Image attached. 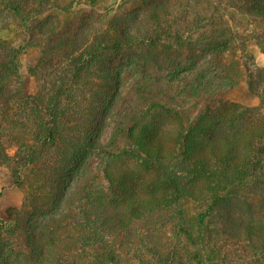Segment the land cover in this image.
<instances>
[{
    "label": "trees",
    "instance_id": "obj_1",
    "mask_svg": "<svg viewBox=\"0 0 264 264\" xmlns=\"http://www.w3.org/2000/svg\"><path fill=\"white\" fill-rule=\"evenodd\" d=\"M45 1L0 0V28L18 31L0 38V164L29 188L23 218L0 216V264H264V67L252 50L264 53V0H114L83 46ZM31 47L43 56L26 95ZM57 55L70 64L50 73ZM126 58L149 75L142 91L151 70L188 84L200 69L215 90L217 76L245 80L259 103L220 101L187 119L179 102L143 97L106 116Z\"/></svg>",
    "mask_w": 264,
    "mask_h": 264
},
{
    "label": "rangeland",
    "instance_id": "obj_2",
    "mask_svg": "<svg viewBox=\"0 0 264 264\" xmlns=\"http://www.w3.org/2000/svg\"><path fill=\"white\" fill-rule=\"evenodd\" d=\"M70 1L71 0H46L42 9H45L46 11L51 10V8L54 9L52 14H56L54 16H59L62 20L61 30H63V32L68 34L70 37L75 38L78 43L82 44V46L85 44L95 43V38L93 36L94 31H87V24L94 23L96 27H100L99 25L105 20L104 16L108 14L106 7L110 6L114 0H97L100 2L99 4L93 3L92 0H77L75 1L77 3H75L76 5L74 6V9L71 12L66 13L61 11L62 6H66L70 3ZM116 1L117 3H121L123 0ZM57 3L61 4L60 8H56L54 6ZM126 5V10L128 12L136 6L131 5L130 2H126ZM103 17L104 19H102ZM17 32V29L12 25L9 29L0 28V38L10 40L16 39ZM23 43V40L21 41L18 39L16 41V44ZM252 50L255 52L257 64L264 67V53L260 52L258 48H252ZM236 54V63L232 58H228V61L232 64L234 62L236 66H238L240 53L238 52ZM168 55L169 53H167V56ZM42 56L40 48L31 47L21 57V72L24 76V92L26 95H34L39 90V82L33 75H31L29 70L30 68L39 66L42 63ZM57 57L58 58H55V64L57 65L59 63L60 65L48 67L46 70L50 73L55 72V70L60 67L65 69V67L70 64L67 61H62L59 55H57ZM121 59V57L116 59V63L119 64ZM198 62H201L202 64L203 58L198 60ZM130 63L131 62L128 61V58H126L124 63H122L123 65H121L123 76H128V78L125 79V82L121 87V98L116 104L118 107L113 108L112 106L114 105V102H111L108 105L107 111H105L106 116H110V114L114 113L117 108L124 110H126L125 108L128 109V107L121 105L124 101H126L127 104H132V108L136 107V104L134 103L139 102L143 97L154 98L158 101L166 103L174 101L179 102L180 105L184 106V111L181 114L187 117V119H197L201 112L207 110L210 106H216L220 101L235 102L248 107H256L259 103L258 98L249 91L245 80H240L238 84L227 87L224 84L230 82L232 79H228L227 76H217V81H220L222 84H218V87L215 90L211 85L214 82V77L199 76V73L201 72L200 69L196 71L194 76L187 77V80L189 81L188 84H185L186 81L184 82L180 80L181 76H177L175 79L174 77L176 76H168L169 72L164 73L151 70L148 74L153 75L151 78L152 83L148 86L147 90L142 91L141 89H138L137 84H144V77H148L149 75L144 76L145 74L138 73L136 66L130 65ZM41 75H44V73H41ZM230 77L232 78V76ZM242 78L243 76H238V79ZM167 79H170V81ZM229 84L230 83H228V85ZM194 91L197 93L196 95L194 94ZM163 119L166 120L167 116H164ZM125 146H127V142L124 138L118 140L116 143V148H123ZM92 157L89 156L88 159L86 158L81 164H78L76 166L77 168L71 170L69 173L70 176L66 177L64 184L69 185L77 181L78 179L76 176L83 172L86 166H88L90 160H92ZM28 197V186L26 184H17L14 178L13 170L0 164V216L8 220V211L17 209L23 218V216L28 212Z\"/></svg>",
    "mask_w": 264,
    "mask_h": 264
}]
</instances>
